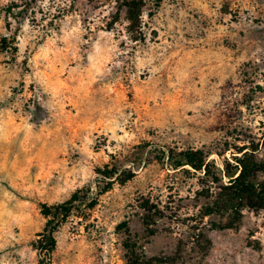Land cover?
I'll list each match as a JSON object with an SVG mask.
<instances>
[{
  "label": "rangeland",
  "instance_id": "rangeland-1",
  "mask_svg": "<svg viewBox=\"0 0 264 264\" xmlns=\"http://www.w3.org/2000/svg\"><path fill=\"white\" fill-rule=\"evenodd\" d=\"M16 1L0 0V264H39L42 205L78 191L52 264H127L126 246L140 264H264V210L219 188L238 160L264 185V0H42L4 50ZM189 148L221 184L159 162Z\"/></svg>",
  "mask_w": 264,
  "mask_h": 264
},
{
  "label": "trees",
  "instance_id": "trees-1",
  "mask_svg": "<svg viewBox=\"0 0 264 264\" xmlns=\"http://www.w3.org/2000/svg\"><path fill=\"white\" fill-rule=\"evenodd\" d=\"M41 3L42 0H17L6 8L5 22L7 35H5L1 41L4 50L10 49L11 45H13V49L18 50V38L16 34L22 30L27 21H36L38 13L37 8L40 7ZM133 4L136 5L135 2H133ZM40 13L43 15L42 19L47 18V13ZM139 17L140 14L136 15L134 10L128 12V19L131 23H136ZM13 24L15 25L14 32L11 30ZM11 34L12 36H10ZM46 36L48 35L45 34L44 37ZM162 155L159 162L167 164L173 171H182L188 174L192 171L195 174L201 173L205 179L213 184L219 185L223 181L222 172L219 171L214 165V162L210 160L211 152L193 148L179 152L170 149L167 152H162ZM212 168H214L215 171H213ZM98 171L103 178L108 181L101 191V194H103L108 192L112 188L113 183L117 181L118 172L117 169H110L108 166L105 167L104 170L100 169ZM255 171L256 167L254 165H249L244 160H238L235 171L223 172V175L229 180V185L225 186L221 184L219 188L228 197L230 209H235L236 206L241 203L245 204L247 208L253 211L264 210V185L256 180ZM133 177L134 174L131 173L129 176L120 180V183H125ZM79 194V191L74 193L70 200L63 204L51 207L42 205V213L49 221L44 232L39 235V239L36 242V249L39 251L40 256L39 264H52V255L57 244L55 232L71 216L73 208L75 207L74 205L78 202L82 204ZM93 204H89V207H93ZM123 226L126 227L127 223H124ZM126 250L128 251L127 264H140V258L136 252L133 249L131 250L129 246H126ZM148 264H173V262H170L167 258H155L153 260H148Z\"/></svg>",
  "mask_w": 264,
  "mask_h": 264
}]
</instances>
